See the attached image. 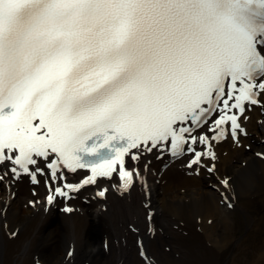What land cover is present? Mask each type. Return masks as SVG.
Wrapping results in <instances>:
<instances>
[{
    "label": "snow or ice",
    "instance_id": "1",
    "mask_svg": "<svg viewBox=\"0 0 264 264\" xmlns=\"http://www.w3.org/2000/svg\"><path fill=\"white\" fill-rule=\"evenodd\" d=\"M254 106L264 0H0V182L43 176L48 205L113 174L121 195L146 186L153 152L212 173L213 144L239 143Z\"/></svg>",
    "mask_w": 264,
    "mask_h": 264
},
{
    "label": "bare ground",
    "instance_id": "2",
    "mask_svg": "<svg viewBox=\"0 0 264 264\" xmlns=\"http://www.w3.org/2000/svg\"><path fill=\"white\" fill-rule=\"evenodd\" d=\"M246 115L247 135L239 143L229 136L213 144L212 173L187 168V156L157 160L153 152L142 170L146 186L121 195L114 182H104L106 198L87 186L52 205L44 200L45 177L38 184L27 176L6 178L0 182V264H145L141 244L153 264H264V213L255 220L251 214L264 202V110L254 106ZM226 178L231 208L221 200ZM31 200L39 203L33 207ZM235 211L252 224L238 239L242 222L233 219Z\"/></svg>",
    "mask_w": 264,
    "mask_h": 264
},
{
    "label": "rangeland",
    "instance_id": "3",
    "mask_svg": "<svg viewBox=\"0 0 264 264\" xmlns=\"http://www.w3.org/2000/svg\"><path fill=\"white\" fill-rule=\"evenodd\" d=\"M258 210L253 211L251 214L253 215V218L255 220L256 217L259 216V214L264 213V202L259 203ZM240 219L242 222L241 227L239 228V231H236L235 234V238H241V236H243V234H245L247 231L250 230V228L252 227V224H248V222L245 221V217H244V213L240 212V211H235L233 214V219ZM245 244V243H243ZM246 246V245H244ZM247 255V253H245Z\"/></svg>",
    "mask_w": 264,
    "mask_h": 264
}]
</instances>
